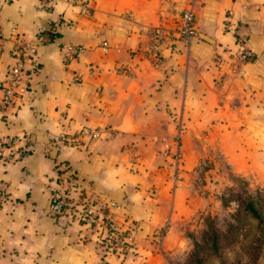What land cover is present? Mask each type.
<instances>
[{"label":"crops","instance_id":"crops-1","mask_svg":"<svg viewBox=\"0 0 264 264\" xmlns=\"http://www.w3.org/2000/svg\"><path fill=\"white\" fill-rule=\"evenodd\" d=\"M84 1L42 9L36 0H0V94L18 38L35 48L21 86L28 93L0 112V136L14 138L15 152L0 163V264H165L194 211L188 183L170 180L178 129L187 170L202 157L192 148L199 143L219 146L234 171H249L252 147L264 140V127L253 137L247 124L264 105V0H194L190 44L173 36L190 0ZM67 44L84 49L69 60ZM241 48L254 58L240 59ZM82 128L100 137L52 141ZM59 162L71 167L63 183ZM51 187L67 189L74 209L85 200L108 209L133 228V247L123 258L106 253L99 226L81 225L75 210L51 211Z\"/></svg>","mask_w":264,"mask_h":264},{"label":"rangeland","instance_id":"rangeland-1","mask_svg":"<svg viewBox=\"0 0 264 264\" xmlns=\"http://www.w3.org/2000/svg\"><path fill=\"white\" fill-rule=\"evenodd\" d=\"M256 108L260 117L247 122L253 137L264 127V105ZM197 144L192 148L202 157L183 168L180 178L189 185L194 211L176 245L167 249L165 264H264V140L252 147L254 165L246 172L234 171L219 146ZM182 149L184 158L183 141ZM250 200L262 220L245 210Z\"/></svg>","mask_w":264,"mask_h":264},{"label":"built area","instance_id":"built-area-1","mask_svg":"<svg viewBox=\"0 0 264 264\" xmlns=\"http://www.w3.org/2000/svg\"><path fill=\"white\" fill-rule=\"evenodd\" d=\"M87 1V0H86ZM84 1L82 4H86ZM37 6L42 9H49L54 4V0H36ZM194 0L188 2L187 8L181 13L177 25L175 27L174 35L176 38L183 40L186 44H190L196 36L195 28V12ZM156 33L159 31L156 30ZM2 46V34L0 32V54ZM103 47L107 46V42L102 43ZM83 46L78 44H67L64 46V56L66 59H73L77 57L82 51ZM35 48L33 45L19 37L12 50L13 62L10 64L6 78L1 87L0 94V112L11 107L16 99L17 93H28V89L21 90L25 74V62L33 55ZM248 53L244 48H241L238 57L242 60L247 58ZM100 137V130L92 128H82L73 133L61 132L52 138L54 144L61 142L72 143L80 138H87L89 141L97 140ZM14 138L12 136H0V163L7 162L12 159L15 154L13 150ZM170 180L173 185L180 182L181 174L183 172V149L181 128L178 129L174 136L173 149L170 153ZM50 204L49 207L52 212L60 213L65 210H75L78 214V220L81 225L89 228L92 226H99L98 241L106 253L114 254L119 258H123L125 252L130 250L134 244L133 228L123 227L119 225L112 215L107 211L96 206L94 203L88 202L79 203V207L74 209L70 199L66 198L63 193L57 192L54 188H50ZM6 185L0 181V207L5 202ZM107 205V204H106ZM105 205V206H106ZM108 206L114 208L115 202H109ZM168 224H163L156 232V240L159 245L163 243L167 234Z\"/></svg>","mask_w":264,"mask_h":264},{"label":"trees","instance_id":"trees-1","mask_svg":"<svg viewBox=\"0 0 264 264\" xmlns=\"http://www.w3.org/2000/svg\"><path fill=\"white\" fill-rule=\"evenodd\" d=\"M51 36H50V38H53V37H55L57 34H50ZM235 37H236V44H237V46H238V48L240 47V46H243V40H242V38L240 37V35L238 34V33H235ZM40 38H42V37H40ZM254 58V56L253 55H251V54H248L247 55V58L246 59H253ZM61 143H66V142H61ZM60 143V144H61ZM57 145V144H56ZM61 163H62V168H59V165H61ZM56 167H58L57 168V174H58V177H57V182H60V183H63L64 181H63V178L61 177V173L63 174L64 172H66V171H69L70 169H71V167L70 166H68V164H66V162H59L57 165H56ZM66 178H67V180L69 181H73V179L75 178V175H74V172L73 171H70L69 172V174H67L66 175ZM67 194H68V191H67V189H65L64 191H63V195L66 197V198H68V199H70L71 200V198H69L68 196H67ZM89 201H87V200H85V203H88ZM245 210L253 217V218H255V219H257V220H262V218H261V215L259 214V212L256 210V208H255V206H254V202L252 201V200H250V201H248V202H246V204H245Z\"/></svg>","mask_w":264,"mask_h":264}]
</instances>
